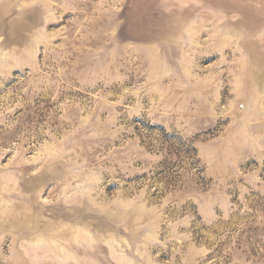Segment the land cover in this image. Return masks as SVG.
Returning <instances> with one entry per match:
<instances>
[{
	"label": "rangeland",
	"instance_id": "1",
	"mask_svg": "<svg viewBox=\"0 0 264 264\" xmlns=\"http://www.w3.org/2000/svg\"><path fill=\"white\" fill-rule=\"evenodd\" d=\"M0 264H264V0H0Z\"/></svg>",
	"mask_w": 264,
	"mask_h": 264
}]
</instances>
